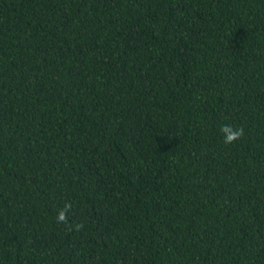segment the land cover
Instances as JSON below:
<instances>
[{
	"label": "trees",
	"instance_id": "trees-1",
	"mask_svg": "<svg viewBox=\"0 0 264 264\" xmlns=\"http://www.w3.org/2000/svg\"><path fill=\"white\" fill-rule=\"evenodd\" d=\"M0 264H264V0H0Z\"/></svg>",
	"mask_w": 264,
	"mask_h": 264
},
{
	"label": "clouds",
	"instance_id": "clouds-1",
	"mask_svg": "<svg viewBox=\"0 0 264 264\" xmlns=\"http://www.w3.org/2000/svg\"><path fill=\"white\" fill-rule=\"evenodd\" d=\"M220 132L223 137V143L224 144H232L238 140H240L244 136V129L243 127L236 128L230 124H224L221 125ZM72 205L70 203H66L60 211H58L56 216V222L63 223L65 225H68V212L71 209ZM76 230L79 231L83 225L77 224ZM71 230V228H70Z\"/></svg>",
	"mask_w": 264,
	"mask_h": 264
}]
</instances>
